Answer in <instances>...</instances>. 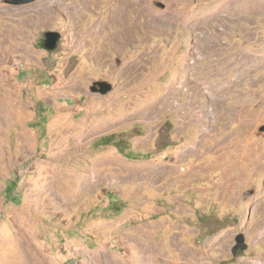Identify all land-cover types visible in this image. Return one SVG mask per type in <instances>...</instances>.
<instances>
[{"label": "rangeland", "instance_id": "obj_1", "mask_svg": "<svg viewBox=\"0 0 264 264\" xmlns=\"http://www.w3.org/2000/svg\"><path fill=\"white\" fill-rule=\"evenodd\" d=\"M263 125L264 0H0V264H264Z\"/></svg>", "mask_w": 264, "mask_h": 264}, {"label": "bare ground", "instance_id": "obj_2", "mask_svg": "<svg viewBox=\"0 0 264 264\" xmlns=\"http://www.w3.org/2000/svg\"><path fill=\"white\" fill-rule=\"evenodd\" d=\"M56 3H58V1H53L52 6L56 5ZM200 19V18H199ZM201 20V19H200ZM193 22V21H192ZM181 23V22H180ZM196 24V23H195ZM201 25V24H200ZM199 27V25H198ZM198 29V28H197ZM205 54H201V58L197 59L193 64V69L191 71V73L193 74V76H195L196 78L194 79L195 83H197L198 76H200L201 74H205L207 72V74H212V77L210 79H206L205 78V82L207 84H209V89L212 92L213 95L215 94H219V91L225 92L227 89L226 88H222L221 84L222 79H224L225 75H221L220 73H222L223 70L218 71L217 68L222 66L223 63H220V61L218 59H208L205 58ZM224 61V60H222ZM206 63V64H205ZM205 65V68H202V66ZM225 69H227L225 67ZM226 71V70H225ZM212 79L215 80V82L211 81ZM213 88H217V90H213ZM210 93V92H209ZM211 94V93H210ZM171 109V108H170ZM177 168V167H176Z\"/></svg>", "mask_w": 264, "mask_h": 264}, {"label": "water", "instance_id": "obj_3", "mask_svg": "<svg viewBox=\"0 0 264 264\" xmlns=\"http://www.w3.org/2000/svg\"><path fill=\"white\" fill-rule=\"evenodd\" d=\"M37 0H5L6 3L9 4H23V3H30V2H34ZM157 6H159L162 9H165L166 6L164 3H157ZM45 42H44V47L45 49H47L48 51H54L57 48V44H58V40H59V35L57 33H53V32H48L45 34ZM102 84V88H105L106 90L103 92L108 93L112 90V85L108 84L106 82L100 83ZM96 85L97 83L91 88L92 92H97L98 90L96 89ZM260 132H262L264 134V125L262 127H260L259 129ZM244 242V239H243Z\"/></svg>", "mask_w": 264, "mask_h": 264}, {"label": "flooded vegetation", "instance_id": "obj_4", "mask_svg": "<svg viewBox=\"0 0 264 264\" xmlns=\"http://www.w3.org/2000/svg\"><path fill=\"white\" fill-rule=\"evenodd\" d=\"M101 85H102V84H99L98 87H97V89L100 90V91L103 90ZM237 243H238V244H237V246H236V248H235L236 250H237L238 248H241V247H242V244L244 243V242H243V238H242V237L237 238Z\"/></svg>", "mask_w": 264, "mask_h": 264}]
</instances>
